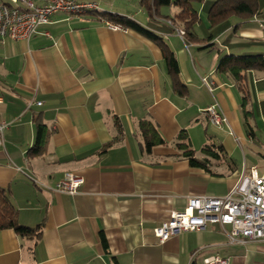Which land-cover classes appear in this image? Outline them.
<instances>
[{
  "label": "crops",
  "instance_id": "crops-1",
  "mask_svg": "<svg viewBox=\"0 0 264 264\" xmlns=\"http://www.w3.org/2000/svg\"><path fill=\"white\" fill-rule=\"evenodd\" d=\"M78 1L98 10L59 11L29 40L0 43V119L8 123L0 186L21 224H42L39 239L0 230V264H207L213 255L229 264H264V241L232 242L230 225L183 231L165 242L154 234L191 196L227 195L243 168L257 167L249 160L254 146L264 163V70L247 73L250 126L245 92L217 70L224 55H264V12L244 22L230 18L199 34L211 41L196 43L179 34L182 28L166 17L172 14L146 16L123 0L107 2L108 11L168 44L186 85L181 94L159 42L130 27H110L106 22H114L99 14L101 2ZM210 43L216 46L205 48ZM216 102L227 117L222 126L206 112ZM37 118L50 142L47 152L29 156ZM143 120L166 140L151 152ZM183 130L205 166H192L177 147ZM208 143L223 146L219 156L204 153ZM68 172L84 178L76 193L55 189Z\"/></svg>",
  "mask_w": 264,
  "mask_h": 264
},
{
  "label": "built area",
  "instance_id": "built-area-1",
  "mask_svg": "<svg viewBox=\"0 0 264 264\" xmlns=\"http://www.w3.org/2000/svg\"><path fill=\"white\" fill-rule=\"evenodd\" d=\"M96 9L97 4L91 1L9 0V4L0 3V40H29L59 11L84 13ZM106 23L114 29L120 28L116 23ZM178 31L181 36L185 35L183 29ZM203 80L212 90L211 82L207 78ZM206 112L217 126L227 121L218 102L208 107ZM7 126L8 123L0 119V149L5 147ZM83 183L84 178L68 172L56 183L55 189L76 193ZM214 223L230 225L232 242L264 241V172L259 173L257 167L243 168L237 182L225 196H191L184 209L172 211L169 219L155 227L154 234L165 242L183 231L201 230ZM206 263L229 264V259L213 255L206 258Z\"/></svg>",
  "mask_w": 264,
  "mask_h": 264
},
{
  "label": "trees",
  "instance_id": "trees-1",
  "mask_svg": "<svg viewBox=\"0 0 264 264\" xmlns=\"http://www.w3.org/2000/svg\"><path fill=\"white\" fill-rule=\"evenodd\" d=\"M145 11L150 15L161 14L162 6H176L178 11L174 15H167L174 27L182 28L185 36L193 42L205 43L212 40V36L201 37L196 29L201 18L199 10L195 3H203L205 0H141ZM0 3L9 4V0ZM262 13L259 6V0H215L208 11V20L210 29L220 26L232 17H236L240 22L248 21ZM99 14L116 24L130 27L136 31L150 37L162 45L167 62L168 73L173 81L174 87L184 94L186 85L180 78V67L178 61L168 44L161 36L142 26L137 21L126 15L113 13L111 11H100ZM216 43L205 45V48L215 47ZM264 70V55H224L221 57L217 70L220 73L230 75L245 92L243 96V111L247 124L250 126L249 118L254 117L253 110L248 109L250 97L248 95L247 73L249 70ZM37 135L33 146L28 150L29 156L41 155L48 150L51 132L40 118L36 119ZM140 129L144 138L145 148L151 152L155 146L166 143L157 127L149 120H143L140 123ZM177 147L182 154L189 159L192 166H205V160L202 161L196 156L192 147L190 136L187 130H183L177 137ZM216 147V149H215ZM219 150H223L222 145L208 143L203 151L209 156H219ZM14 228L20 235L29 238L39 239L42 234V224L36 227H30L20 223L18 219V210L11 202L10 194L7 188L0 186V230Z\"/></svg>",
  "mask_w": 264,
  "mask_h": 264
},
{
  "label": "rangeland",
  "instance_id": "rangeland-1",
  "mask_svg": "<svg viewBox=\"0 0 264 264\" xmlns=\"http://www.w3.org/2000/svg\"><path fill=\"white\" fill-rule=\"evenodd\" d=\"M1 1H3V0H0V2ZM95 1L101 2L100 11H108L109 5L107 4V2H112L113 0H95ZM117 1H118V5H121L119 3L121 0H117ZM214 1L215 0H205L203 3H195V6L199 10V15L201 18L200 22L197 24L196 29H197L198 33L201 34L202 36H204V35L206 36L208 34V31L210 28L209 27L210 23H209L207 15H208V11H209V9H210V7ZM122 5L124 7H127V9H130L132 11L145 13V15L148 16L147 12L145 11L144 7L142 6L141 0H123ZM106 6H108V7L106 8ZM259 6H260V10L264 12V0H259ZM161 11L163 13H169V14L174 15L178 11V7H176V6H162ZM141 17L143 18L144 16L141 15ZM232 18H235V17H232ZM0 43H1V40H0ZM254 148L256 149V152H254L255 156L253 154L250 155L249 160L254 163V166H257L259 173H263L264 172V163L262 161H260V159L258 161V158L256 157V155H259L257 153L258 149L256 146H254Z\"/></svg>",
  "mask_w": 264,
  "mask_h": 264
}]
</instances>
